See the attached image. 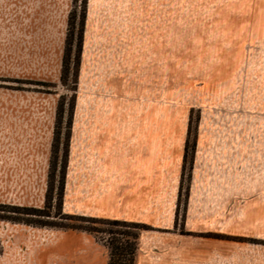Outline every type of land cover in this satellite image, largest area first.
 Instances as JSON below:
<instances>
[{
    "label": "rangeland",
    "instance_id": "374dc122",
    "mask_svg": "<svg viewBox=\"0 0 264 264\" xmlns=\"http://www.w3.org/2000/svg\"><path fill=\"white\" fill-rule=\"evenodd\" d=\"M119 206L134 264H264V0H0V264Z\"/></svg>",
    "mask_w": 264,
    "mask_h": 264
},
{
    "label": "trees",
    "instance_id": "16d2710c",
    "mask_svg": "<svg viewBox=\"0 0 264 264\" xmlns=\"http://www.w3.org/2000/svg\"><path fill=\"white\" fill-rule=\"evenodd\" d=\"M97 222L110 226L107 230L105 246L108 248L107 264H134V256L137 248L138 230L142 227L139 223L128 222L118 219L99 218ZM81 229L87 232H93L94 229L81 227H71Z\"/></svg>",
    "mask_w": 264,
    "mask_h": 264
},
{
    "label": "crops",
    "instance_id": "0c3cea01",
    "mask_svg": "<svg viewBox=\"0 0 264 264\" xmlns=\"http://www.w3.org/2000/svg\"><path fill=\"white\" fill-rule=\"evenodd\" d=\"M137 206H119L118 208H114L112 211L110 210H106L108 208H102V212H101V217H106L104 219H116L119 218L124 220V221H130V222H134L137 221L139 219L138 217V210L136 208ZM264 213V211H263ZM76 233V232H75ZM63 234L65 235H76L77 234H72L69 231L64 232ZM91 235V234H90ZM85 236V234H84ZM91 237V236H89ZM86 239L87 236H86ZM103 251V250H102ZM100 252V254H98V252H95L90 258L88 257H82L80 258L79 261H81L83 264H106V256L104 255V252ZM78 261V262H79ZM77 262V263H78Z\"/></svg>",
    "mask_w": 264,
    "mask_h": 264
}]
</instances>
